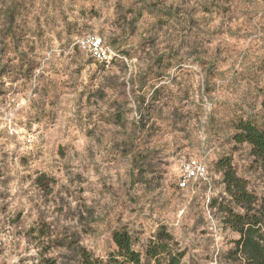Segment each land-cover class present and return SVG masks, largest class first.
I'll return each mask as SVG.
<instances>
[{"label": "rangeland", "instance_id": "1", "mask_svg": "<svg viewBox=\"0 0 264 264\" xmlns=\"http://www.w3.org/2000/svg\"><path fill=\"white\" fill-rule=\"evenodd\" d=\"M88 34L124 58L96 62ZM263 96L264 0H0V264H77L56 238L107 259L123 228L144 253L163 225L184 264H230L238 235L210 201H230L225 157L264 196L232 139L264 128ZM190 158L208 180L181 189Z\"/></svg>", "mask_w": 264, "mask_h": 264}, {"label": "trees", "instance_id": "2", "mask_svg": "<svg viewBox=\"0 0 264 264\" xmlns=\"http://www.w3.org/2000/svg\"><path fill=\"white\" fill-rule=\"evenodd\" d=\"M232 139L236 144L249 145L255 161L264 163V128L250 120H240L235 125ZM218 165L230 201L214 198L210 206L223 213L225 225L238 235L234 248L226 254V261L230 264H264V196L249 189L247 180L237 174L230 158H222ZM112 239L117 250L107 259L94 256L79 239L74 244L68 239L56 238L50 249L66 247L73 250L77 264H184L185 251L177 249L176 239L164 225L150 239L144 253L134 248V238L127 229L116 230ZM38 264L62 263L58 258L43 254Z\"/></svg>", "mask_w": 264, "mask_h": 264}, {"label": "built area", "instance_id": "3", "mask_svg": "<svg viewBox=\"0 0 264 264\" xmlns=\"http://www.w3.org/2000/svg\"><path fill=\"white\" fill-rule=\"evenodd\" d=\"M77 47L93 60L112 64L113 61L124 57L109 45L101 36L88 34L79 38L76 42ZM209 169L206 159L190 158L180 165L179 187L185 189L191 182L208 180Z\"/></svg>", "mask_w": 264, "mask_h": 264}]
</instances>
